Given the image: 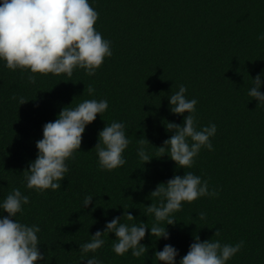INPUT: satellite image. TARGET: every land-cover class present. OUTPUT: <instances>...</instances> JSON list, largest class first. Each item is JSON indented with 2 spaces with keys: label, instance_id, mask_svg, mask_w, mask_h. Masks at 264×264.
<instances>
[{
  "label": "trees",
  "instance_id": "obj_1",
  "mask_svg": "<svg viewBox=\"0 0 264 264\" xmlns=\"http://www.w3.org/2000/svg\"><path fill=\"white\" fill-rule=\"evenodd\" d=\"M88 2L98 13L94 27L111 41L112 50L93 75L75 68L71 76L35 73L30 82L27 71L8 69L0 61V199L13 188L29 196L15 218L39 225L38 248L46 264H85L82 260L93 254L103 264H162L153 253L165 243L179 250V261L194 236L229 244L242 240L226 264H264V105L247 95L252 78L264 72V40H257L264 32V0ZM179 84L185 85L187 98L197 100V128L216 125L212 149L202 147L190 169L177 168L167 155L159 157L155 147L172 134L164 124H182L187 115L169 111L168 96ZM20 97L26 102L19 104ZM92 98L106 99L108 108L86 125L80 149L66 161L69 170L60 189H28L25 172L36 157L42 125L62 107ZM113 120L125 124L129 145L123 152L126 163L109 171L98 166L94 146L98 131ZM144 138L151 143L145 142L148 153L156 156L145 163L136 152ZM185 171L206 179L217 195L182 202L173 214L176 222L166 225L167 240L146 230L141 243L147 251L133 257L131 250L114 253V233H105L96 253H81L79 244L113 216L128 211L134 219L125 215L122 223L144 221L151 227L154 217L145 206L158 198L150 192ZM85 195L93 198L82 206Z\"/></svg>",
  "mask_w": 264,
  "mask_h": 264
},
{
  "label": "clouds",
  "instance_id": "obj_2",
  "mask_svg": "<svg viewBox=\"0 0 264 264\" xmlns=\"http://www.w3.org/2000/svg\"><path fill=\"white\" fill-rule=\"evenodd\" d=\"M97 18L98 13L88 0H0V61L8 69L27 71L30 82L35 81V73L71 76L75 68H82L88 75H93L104 58L112 55L111 41L102 38L94 27ZM257 40H264V32L257 35ZM252 81L247 95L257 104L264 105V92L261 91L264 72L258 73ZM93 91L89 85V94ZM185 92V85L179 84L178 90L168 96L169 111L178 115L186 112L187 115L183 116L182 124L167 121L164 126L172 134L161 146L155 147L159 157L167 155L177 168L190 169L202 147L212 149L210 137L215 135L216 125L209 123L197 128V100L187 98ZM18 102L26 101L20 97ZM107 108L106 99H84L75 107H62L54 120L44 123L42 137L35 141L36 157L28 162L25 172L26 187L36 192L60 189L61 181L69 170L66 161L80 149L86 125ZM97 137L94 148L98 166L109 171L123 166L126 163L123 152L129 145L125 124L116 120L106 123ZM146 141L150 143L145 138L138 140L136 148L143 163L156 157L148 153ZM150 195L158 198L156 203L145 206L146 212L154 217L151 227L144 221L139 224L122 223V216L134 219L128 211L122 216H113L105 221L103 230H96L90 235V240L79 244L81 253H96L105 244L103 234L114 233L111 245L114 253L124 255L131 250L133 257H140L147 251L141 243L146 230L150 237L167 240L166 225L176 222L173 214L181 209L182 202L215 196L217 192L209 189L206 179L185 171L183 175L174 174L166 182L158 183ZM92 198L85 195L82 206L89 205ZM28 203L29 196L18 188H13L0 199V264H46L44 253L38 248L41 243L37 235L39 225L22 223L15 218L17 213L23 214V206ZM197 215L200 219L205 218L204 212ZM162 221L166 223L161 224ZM217 234L218 230L214 235ZM243 244L242 240L233 244L222 243L219 239L201 241L194 236L188 251L179 261L176 259L179 250L168 243L153 255L162 264H226ZM82 261L85 264H103L94 254Z\"/></svg>",
  "mask_w": 264,
  "mask_h": 264
}]
</instances>
